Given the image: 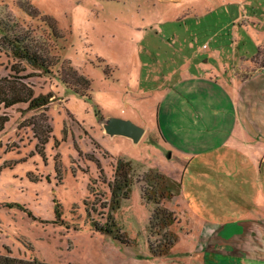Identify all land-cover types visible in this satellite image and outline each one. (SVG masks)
Returning <instances> with one entry per match:
<instances>
[{"label":"rangeland","instance_id":"374dc122","mask_svg":"<svg viewBox=\"0 0 264 264\" xmlns=\"http://www.w3.org/2000/svg\"><path fill=\"white\" fill-rule=\"evenodd\" d=\"M9 33L30 35L53 72L14 59L2 46ZM13 63L36 94L55 97L34 110L0 103V253L49 264H264V252L216 254L237 255L248 230L263 232L264 0H0V79ZM107 116L149 132L137 144L111 138ZM122 159L133 166L114 213L126 244L92 223L106 219ZM152 168L176 182L166 204L178 239L163 257H151L155 204L142 197ZM206 222L221 225L212 240Z\"/></svg>","mask_w":264,"mask_h":264},{"label":"trees","instance_id":"16d2710c","mask_svg":"<svg viewBox=\"0 0 264 264\" xmlns=\"http://www.w3.org/2000/svg\"><path fill=\"white\" fill-rule=\"evenodd\" d=\"M7 24V23H6ZM8 27V25H6ZM13 25H9L12 28ZM7 27L2 28L3 33L10 30ZM3 35L2 46L8 48L14 59L25 62L34 69L40 71V74L53 72L56 61L52 62L49 55L40 50L28 39L30 35ZM6 36V37H5ZM22 70V69H21ZM16 63L11 66V74L0 79V103L6 108L12 107L19 103H28V110H34L48 106L53 100L55 94H36L35 90L25 81L30 78L28 73L20 75L21 71ZM24 70V69H23ZM35 74V73H32ZM66 86L69 84L64 81ZM73 92L82 94L80 89L69 87ZM82 96V95H81ZM26 109V110H27ZM24 112V111H23ZM5 122V121H4ZM133 171L132 162L128 160H119L115 170L113 182L110 184L111 200L109 212L104 222L95 221L93 219L94 229L104 235L111 236L121 243H130L128 233L122 230L118 220L115 218V211L120 208L121 200L128 198L133 186L131 172ZM145 181L142 187V197L148 202L155 204L154 211L150 220V229H155L159 235L157 240L150 241L149 249L151 257L168 256L172 252V248L178 239V234L172 226L177 222V216L173 210L168 207L166 200L172 201L175 197L176 182L175 180L157 169L148 170L143 177ZM181 185V181H179ZM55 207V214L60 216V210ZM0 264H49L37 257L20 258L8 254L0 253Z\"/></svg>","mask_w":264,"mask_h":264},{"label":"crops","instance_id":"0c3cea01","mask_svg":"<svg viewBox=\"0 0 264 264\" xmlns=\"http://www.w3.org/2000/svg\"><path fill=\"white\" fill-rule=\"evenodd\" d=\"M203 48H207V46L204 44ZM140 125H143V124H140ZM145 127H146V132H145V134H146L149 131H148L147 126H145ZM263 161H264V158H262L259 161L260 162L261 177L262 178H264V163H263ZM256 164H258V163H256ZM262 219H264V217ZM262 219L258 223L261 225V227L263 229V232H258V231H256V229L248 230V232H247L248 233L247 234L248 240L245 243L246 245H244V247H242V249L239 250V254H237V255L235 254L234 255V253L232 254V252H230V254H219V253H216V254L220 255V256H227V257H231L232 256L234 258H241V259H243V258H245V259H247V258L254 259L253 256H252V253H254V252H257V253L258 252H260V253L264 252V221ZM206 224L213 226V228H212L213 230L210 233V237H208V239L212 240L214 238V236H216L217 233L219 232V230L221 228V225H218L220 228H217L216 224H211V223H208V222H206L205 225ZM203 233H204V231H203ZM215 251L216 250L210 251V252L215 254Z\"/></svg>","mask_w":264,"mask_h":264},{"label":"water","instance_id":"95a60500","mask_svg":"<svg viewBox=\"0 0 264 264\" xmlns=\"http://www.w3.org/2000/svg\"><path fill=\"white\" fill-rule=\"evenodd\" d=\"M102 123L105 133L110 135L111 138L115 136L126 137L134 144L139 143L146 132L144 125L137 124L133 120L121 116H107ZM168 157H171V153Z\"/></svg>","mask_w":264,"mask_h":264}]
</instances>
